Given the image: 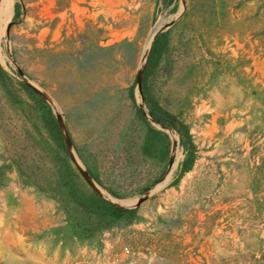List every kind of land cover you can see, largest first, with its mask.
<instances>
[{
    "label": "rangeland",
    "instance_id": "374dc122",
    "mask_svg": "<svg viewBox=\"0 0 264 264\" xmlns=\"http://www.w3.org/2000/svg\"><path fill=\"white\" fill-rule=\"evenodd\" d=\"M0 264H264V0H0Z\"/></svg>",
    "mask_w": 264,
    "mask_h": 264
},
{
    "label": "trees",
    "instance_id": "16d2710c",
    "mask_svg": "<svg viewBox=\"0 0 264 264\" xmlns=\"http://www.w3.org/2000/svg\"><path fill=\"white\" fill-rule=\"evenodd\" d=\"M140 114L144 120H148L146 115L143 113V111L140 110ZM152 119H153V121H155L156 123L160 124L161 126H163L165 128H171V129L176 130L182 136L187 137L189 135L187 127L185 124H183L175 116L170 115L161 109L152 111ZM129 212L134 213L135 209H128V208H124V207H115V209L113 211V213L116 215V217L118 219L123 218Z\"/></svg>",
    "mask_w": 264,
    "mask_h": 264
},
{
    "label": "water",
    "instance_id": "95a60500",
    "mask_svg": "<svg viewBox=\"0 0 264 264\" xmlns=\"http://www.w3.org/2000/svg\"><path fill=\"white\" fill-rule=\"evenodd\" d=\"M138 88H139L140 93L143 95V92H142V72L138 76Z\"/></svg>",
    "mask_w": 264,
    "mask_h": 264
},
{
    "label": "built area",
    "instance_id": "2783aa9c",
    "mask_svg": "<svg viewBox=\"0 0 264 264\" xmlns=\"http://www.w3.org/2000/svg\"><path fill=\"white\" fill-rule=\"evenodd\" d=\"M125 252H126V253H130V249H129V247H126V248H125Z\"/></svg>",
    "mask_w": 264,
    "mask_h": 264
},
{
    "label": "bare ground",
    "instance_id": "6f19581e",
    "mask_svg": "<svg viewBox=\"0 0 264 264\" xmlns=\"http://www.w3.org/2000/svg\"><path fill=\"white\" fill-rule=\"evenodd\" d=\"M163 22V21H162ZM150 38V37H149ZM152 38V37H151ZM148 47V46H147ZM148 52V49L144 51V55H146V53Z\"/></svg>",
    "mask_w": 264,
    "mask_h": 264
}]
</instances>
